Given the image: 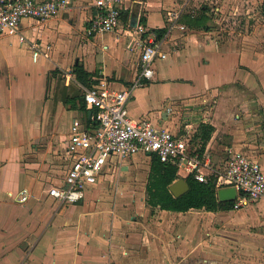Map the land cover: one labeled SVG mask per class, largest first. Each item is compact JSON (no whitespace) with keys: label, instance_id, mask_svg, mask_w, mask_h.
<instances>
[{"label":"crops","instance_id":"crops-1","mask_svg":"<svg viewBox=\"0 0 264 264\" xmlns=\"http://www.w3.org/2000/svg\"><path fill=\"white\" fill-rule=\"evenodd\" d=\"M95 1L69 0L57 17L23 20V43L17 36H0V264H213L214 253L198 247V228L193 224L181 232L176 226L197 209L174 212L146 204L154 156L122 160L110 156L78 203L60 204L47 195L49 187L62 184L70 165L66 146L71 124L76 120L85 128L91 126L93 110L84 103V90L104 81L121 91L140 68L143 36L136 29L142 19L138 5L121 0L117 29L87 36L85 29L97 12ZM145 3L144 27L166 30L159 39L167 56L155 61L153 80L133 93L127 115L188 138L191 153L207 163L208 180H216L225 169L228 148L261 165L264 118L245 119L261 117V109L264 114V55L241 45L218 48L209 36L207 10L186 13L197 21L191 24L185 23L188 15L182 13L169 30L162 17L164 0ZM34 47L39 52L36 59ZM79 65L88 73L87 86L76 79ZM166 82L178 84V92L170 95L173 100L151 114L139 109L149 89ZM245 95L251 100H244ZM200 124L214 128L204 147L197 136ZM55 148L62 153L54 156ZM131 160L149 163L145 198L127 179ZM179 172L176 179L189 176ZM23 191L27 198L20 201Z\"/></svg>","mask_w":264,"mask_h":264},{"label":"built area","instance_id":"built-area-1","mask_svg":"<svg viewBox=\"0 0 264 264\" xmlns=\"http://www.w3.org/2000/svg\"><path fill=\"white\" fill-rule=\"evenodd\" d=\"M69 0H0V36H17L23 43L26 38L20 34V24L25 19L47 21L67 9ZM121 0H96L97 12L89 21L87 36L113 32L120 24ZM179 14L167 13L168 29L177 26ZM137 32L143 36L140 51V68L128 87L115 91L102 81L99 85L85 89L83 100L93 111L90 127H83L74 120L70 127L66 155L70 165L61 185L48 188L47 195L60 204L80 202L88 186L97 182L107 160L116 156L119 160L138 154L151 155L161 163H168L192 175L195 180L207 183L204 169L207 163L198 153H191L189 139L178 138L170 130L150 122L135 121L126 112L127 102L133 93L153 80L156 60H163L162 41L153 30L137 24ZM181 29H184L181 26ZM33 57L38 56L33 48ZM167 107L165 113L169 114ZM225 169L213 178L215 189L233 187L236 197L231 211L247 208L264 196V173L259 162L231 148L226 149ZM20 201L27 194L22 193Z\"/></svg>","mask_w":264,"mask_h":264},{"label":"rangeland","instance_id":"rangeland-1","mask_svg":"<svg viewBox=\"0 0 264 264\" xmlns=\"http://www.w3.org/2000/svg\"><path fill=\"white\" fill-rule=\"evenodd\" d=\"M130 1H134L138 5L141 11L140 18H146L144 14L147 11L142 8L145 6L146 0ZM262 2L263 0H164L165 8L162 10V17L167 20L168 12L172 14H179L180 12L195 14L201 10H207L211 17L209 24L211 34L209 36L218 48L227 45H241L248 48L249 51H258L264 55ZM153 3L150 2V7L153 6ZM166 24L171 25L169 21ZM139 25L144 26L141 22ZM165 62L167 63L168 60ZM168 83L170 84L168 85ZM177 86L178 84L166 82L156 88L149 89L147 96L143 98L144 103L139 105V109L149 111L150 114L154 113L160 106H165L173 100L170 95L178 92ZM243 99L251 100L249 95H245ZM258 115L261 117L252 116L253 119H245V121L254 122L256 119L259 122L264 118L262 109L258 110ZM56 146L55 144L54 147ZM61 153V148H55L53 151L54 156ZM260 163L264 169V158L261 159ZM59 164L56 162V165ZM128 164L130 174L127 179L134 184V190L140 193V196H142V192L144 193L142 198H145L143 190L149 163L131 160ZM179 174L184 176L183 171H180ZM187 215V217L179 219L182 223L180 227L177 223V228L181 232L189 231L194 224L199 233L198 247L203 251L206 249L214 253L213 264L227 262L230 264L231 262L233 264H238V262L239 264H264V198L248 209L232 213H208L204 210H193Z\"/></svg>","mask_w":264,"mask_h":264},{"label":"trees","instance_id":"trees-1","mask_svg":"<svg viewBox=\"0 0 264 264\" xmlns=\"http://www.w3.org/2000/svg\"><path fill=\"white\" fill-rule=\"evenodd\" d=\"M264 12V0L261 5ZM203 22L207 20L202 17ZM185 23L191 24L197 22L188 16L184 19ZM144 25V20H141ZM165 29L156 31L158 38L165 33ZM76 79L84 86L88 85V73L82 66H76L74 70ZM84 107V105H83ZM214 128L209 124H200L198 138L205 146ZM202 150V149H201ZM176 167L168 163H161L156 157H152L150 172L146 185V204L149 207H159L161 210L174 212H187L191 209L204 210L208 212L228 211L232 202H219L215 192V185L212 180L207 183H201L195 180L191 175L186 178L189 190L184 195L174 198L168 190V186L176 179Z\"/></svg>","mask_w":264,"mask_h":264},{"label":"water","instance_id":"water-1","mask_svg":"<svg viewBox=\"0 0 264 264\" xmlns=\"http://www.w3.org/2000/svg\"><path fill=\"white\" fill-rule=\"evenodd\" d=\"M136 25V18L132 26ZM90 115V112H89ZM169 192L174 198H178L189 190V185L187 181L182 177H177V179L168 186ZM236 197V191L233 187L219 188L217 190V198L220 202H232Z\"/></svg>","mask_w":264,"mask_h":264}]
</instances>
